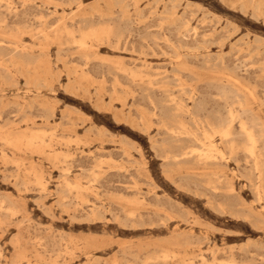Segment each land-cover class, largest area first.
Instances as JSON below:
<instances>
[{
	"label": "rangeland",
	"instance_id": "rangeland-1",
	"mask_svg": "<svg viewBox=\"0 0 264 264\" xmlns=\"http://www.w3.org/2000/svg\"><path fill=\"white\" fill-rule=\"evenodd\" d=\"M0 2V264H264L239 121L201 158L175 109L194 95L221 125L256 99L261 132L264 0Z\"/></svg>",
	"mask_w": 264,
	"mask_h": 264
},
{
	"label": "bare ground",
	"instance_id": "bare-ground-1",
	"mask_svg": "<svg viewBox=\"0 0 264 264\" xmlns=\"http://www.w3.org/2000/svg\"><path fill=\"white\" fill-rule=\"evenodd\" d=\"M10 1V0H9ZM2 2V1H1ZM0 2V4H2ZM4 2V1H3ZM7 2V1H6ZM13 2V1H12ZM62 2H63V0H62ZM116 2V1H115ZM59 3V2H58ZM123 3V2H122ZM114 4V3H113ZM117 4H120V3H117ZM65 5V4H64ZM68 5V4H67ZM7 6V5H6ZM49 6V5H48ZM174 6V5H173ZM120 7H121V5H120ZM258 7V6H257ZM5 9V8H4ZM9 9H10V7H9ZM12 9V8H11ZM57 9V8H56ZM18 10V9H17ZM256 10V9H255ZM9 11H11V10H9ZM242 11V10H241ZM74 13V12H73ZM174 13H176V12H174ZM139 14V13H138ZM150 15V14H149ZM181 16V15H180ZM40 17V16H39ZM161 17V16H160ZM45 18V17H44ZM168 18V17H167ZM185 18V17H184ZM166 20V19H165ZM177 20H178V18H177ZM179 21V20H178ZM182 22H183V20H182ZM188 23V22H187ZM92 24V23H91ZM184 24V23H183ZM17 26V25H16ZM57 26V25H56ZM184 26H187V25H184ZM33 27V26H32ZM80 27V26H79ZM40 28V27H39ZM29 29H31V28H29ZM80 29V28H79ZM91 29V28H90ZM105 29V28H104ZM110 29H112V28H110ZM82 30V29H81ZM188 30V29H187ZM68 31V30H67ZM93 30H91L90 32H92ZM103 32H106V31H104V30H102ZM108 32H110V31H108ZM80 33V32H79ZM94 33V32H93ZM92 33V34H93ZM86 34V33H85ZM3 35V34H2ZM10 35V34H9ZM96 35H97V31H96ZM12 36V35H11ZM85 36V35H84ZM108 36H109V34H108ZM207 36V35H206ZM229 36V35H228ZM89 37V36H88ZM94 37V36H93ZM196 37V36H195ZM84 38H87V37H83V39L80 41V43H81V45L82 46H85L86 45V41H85V39ZM76 39V38H75ZM158 39V38H157ZM168 39V38H167ZM204 39V38H203ZM99 40V39H98ZM164 40V39H163ZM100 41V40H99ZM169 41V40H168ZM102 42V41H101ZM147 42V41H146ZM166 42V41H165ZM170 43V42H169ZM204 43V42H203ZM222 43V42H221ZM224 43V42H223ZM261 43V42H260ZM6 44V43H5ZM80 45V46H81ZM202 46V45H201ZM71 47H72V45H71ZM20 48V47H19ZM45 48V47H44ZM18 49V48H17ZM189 49H191V48H189ZM194 51V50H193ZM166 52V51H165ZM240 52V51H239ZM156 54V53H155ZM87 55V54H86ZM179 57V56H178ZM38 59V58H37ZM208 63H210V62H208ZM11 64V63H10ZM170 64V63H169ZM173 65V64H172ZM225 65V64H224ZM78 66V65H77ZM123 66H124V64H123ZM246 69V68H245ZM131 74H134V73H131ZM85 75V74H84ZM88 77V76H87ZM134 77V76H133ZM135 77H137L136 75H135ZM134 77V78H135ZM151 77V76H150ZM2 78V77H1ZM228 78V77H227ZM119 79L117 78V81H118ZM159 80V79H158ZM158 80H156V81H158ZM234 80V79H233ZM151 82V81H150ZM228 82L229 83H232V81L231 80H228ZM235 82H236V79H235ZM239 82V81H238ZM237 82V83H238ZM134 83V82H133ZM211 84H213V83H211ZM211 84H210V86H211ZM239 85L241 84L240 82L238 83ZM152 85V84H151ZM181 85V84H180ZM222 85V84H221ZM191 86V85H190ZM209 86V84H208V87H210ZM175 87H177V86H175ZM218 87V86H217ZM219 87H220V85H219ZM227 87V86H226ZM228 87H230V86H228ZM221 88H223L224 89V87H222L221 86ZM130 89V88H129ZM210 89V88H209ZM216 89V88H215ZM231 89H233V88H231ZM235 90V89H234ZM196 91V90H195ZM218 91V90H217ZM225 91V90H224ZM191 92V91H190ZM219 92H220V95L222 94L221 93V91L219 90ZM228 92V91H227ZM233 91H231V93H232ZM236 92V94L235 95H238L237 94V91H235ZM194 93V92H193ZM197 93H198V91H197ZM229 93H230V89H229ZM185 94V93H184ZM211 94V93H210ZM209 94V95H210ZM225 94V93H224ZM228 94V93H227ZM251 94H253L252 92H251ZM129 95V94H128ZM208 95V94H207ZM223 95V94H222ZM221 95V96H222ZM231 95V94H230ZM234 95V96H235ZM182 96V95H181ZM189 96V95H188ZM217 96V95H216ZM226 96V95H225ZM228 96V95H227ZM226 96V97H227ZM168 97V96H167ZM203 97V96H202ZM223 97V96H222ZM165 98V99H164ZM178 98V97H177ZM190 99H191V101H192V105H190V103H188V101H185V98H182V99H184V100H181L180 99V101L178 100V101H176V103H175V109L177 110V111H179V112H182L183 114H185L186 116H188V117H190V119H192V120H194V121H196V122H200L202 125H203V130H204V133H203V137H204V144L202 143V145H205L203 148L204 149H202V150H204V151H201V150H199V151H201L200 152V156L199 157H201V158H208V159H210V158H213V159H216V158H219V157H221L222 159L223 158H226L227 156H225V157H223L224 155H225V153H223L222 152V150H221V147L218 145V143H217V141H215L214 140V138L216 137V136H220V138H221V141L224 143V144H226V146H228L231 150H233L234 149V147H236V145H235V134H233V122L235 121V120H238L239 121V127H240V132L243 134V135H245V137L247 138V140L249 141V145H248V147L246 148L247 149V152L249 153V156L251 157V159H252V161H253V165H251L252 167H253V169H252V167H251V169H252V171L254 170V172H256V178L255 179H257V181L259 182V185H257L256 183V185H257V187H256V192H257V195H259V196H262L263 195V193H264V146H261V142H264V124H261V126H262V128H261V132H256V130L254 129V126L252 125V124H250L251 122H249L248 120H252V121H255V119H258V118H260V115H261V113H260V111H261V107H262V105H263V103L261 104V103H259L258 101H256V99H253V100H251V101H248V102H240L239 104H240V106H241V109H240V111L238 110V112L237 111H234V110H230L229 111V121L228 122H226L225 124H221V125H219V124H217V122L218 121H221V120H219V119H221L224 115H227V114H225L224 113V115L223 116H221V115H216V118L218 119V121L216 122V124H214V123H212V119L213 118H215V117H213V113H212V117L213 118H211V111H212V109L211 110H209V108H208V103H205L206 101H197V99L195 98V96L194 95H191L190 97H189ZM204 99H205V97H203ZM217 98V97H216ZM215 98V99H216ZM225 98V97H224ZM163 99H164V101L166 102V97H163ZM214 99V98H213ZM220 99H221V97H220ZM219 99V100H220ZM227 99H231V98H227ZM227 99H224V101L226 100L227 101ZM232 99H234V98H232ZM231 99V100H232ZM240 99V98H239ZM242 99V98H241ZM200 100V99H199ZM230 100V101H231ZM235 100V99H234ZM233 100V101H234ZM174 102H175V100H173ZM241 101V100H240ZM243 101V100H242ZM153 102V101H152ZM172 102V101H171ZM215 102V101H214ZM213 102V103H214ZM232 102V101H231ZM164 103V102H163ZM233 103V102H232ZM210 104V103H209ZM234 104V103H233ZM155 105V104H154ZM157 105V104H156ZM217 105V104H216ZM226 105H228V104H226ZM140 106V105H139ZM160 106V105H159ZM224 106V105H223ZM230 106V105H229ZM163 107V106H162ZM213 107H215V106H213ZM233 107V106H232ZM162 109V108H161ZM172 109V108H171ZM174 109V108H173ZM220 109H221V107H220ZM222 109H224V107L222 108ZM21 110V109H20ZM167 110V109H166ZM213 110H215V109H213ZM224 111V110H223ZM20 112V111H19ZM216 112V111H215ZM160 113H162V112H160ZM208 113V114H207ZM218 113H219V110H218ZM221 113V112H220ZM222 114V113H221ZM55 115V114H54ZM53 115V116H54ZM163 116H165V113H164V115ZM228 116V115H227ZM167 117V116H166ZM225 117V116H224ZM43 118V117H42ZM50 118V117H49ZM227 118L228 117H226V119L224 120V121H226L227 120ZM136 119V118H135ZM215 120V119H214ZM214 120H213V122H214ZM258 122V121H257ZM28 123V122H27ZM221 123H223V122H221ZM256 124V123H255ZM75 125V124H74ZM200 126V124L198 125V127ZM166 127V126H165ZM172 127V126H171ZM256 127V126H255ZM5 128V127H4ZM167 128V127H166ZM195 128V127H194ZM201 129V128H200ZM29 130H31V129H29ZM28 129L26 130V132L27 131H29ZM169 130L170 131H172V132H174V133H178V134H192L190 131H189V129L187 128V126H186V124H185V122H182V120H179V128H171L170 129V127H169ZM195 130V129H194ZM197 130V129H196ZM199 130V129H198ZM197 130V131H198ZM47 131V130H46ZM45 132V131H44ZM1 133V132H0ZM37 133H38V131H37ZM40 133V132H39ZM51 133V132H50ZM49 133V134H50ZM6 134V133H5ZM21 134H23V133H21ZM20 134V135H21ZM197 134H199L198 132H197ZM242 134L240 135V136H242ZM9 135V134H8ZM17 135V134H16ZM29 135V134H28ZM171 135V134H170ZM169 135V136H170ZM192 135H194V134H192ZM10 136H12V135H10ZM23 136V135H22ZM21 136V137H22ZM26 136V135H25ZM182 136H184V135H181V137ZM189 136V135H188ZM163 137V136H162ZM174 137V136H173ZM244 137V136H243ZM1 138H2V136H1ZM9 138V137H8ZM40 138V137H39ZM57 138V137H56ZM171 138V137H170ZM170 138H168V139H170ZM184 138H186V137H184ZM189 138V137H188ZM195 138H196V134H195ZM2 139H5V138H2ZM15 139V138H14ZM13 139V140H14ZM19 140H20V137L18 138ZM165 138H163V140H164ZM167 139V140H168ZM173 139V138H172ZM175 139L176 140H178L179 139V137H178V139L175 137ZM183 139V138H182ZM197 140H198V138H196ZM6 140V139H5ZM11 140V139H10ZM31 140V139H30ZM41 140V139H40ZM191 140V139H190ZM12 141V140H11ZM10 141V142H11ZM16 141H18V140H16ZM64 141V140H63ZM173 141V140H172ZM9 142V143H10ZM14 142V141H13ZM32 142V141H31ZM45 142V141H44ZM183 142V141H182ZM192 142V141H191ZM20 143V142H19ZM23 143V142H22ZM33 143V142H32ZM163 143H165V142H163ZM184 143V142H183ZM182 143V144H183ZM189 143V142H188ZM193 143H195V142H193ZM260 143V144H259ZM10 144H14V143H10ZM49 144V143H48ZM197 144V143H196ZM34 145V144H33ZM194 145V144H193ZM201 145V146H202ZM181 146H184V145H181ZM199 146V145H198ZM50 147V146H49ZM193 147V146H192ZM196 147H197V145H196ZM18 148V147H17ZM39 148V147H38ZM188 148H189V145H188ZM193 148H191V150H192ZM197 149V148H196ZM189 150V149H188ZM198 150V149H197ZM197 150H195V151H197ZM193 151V150H192ZM2 152V151H1ZM4 152V151H3ZM187 152V151H186ZM198 152V151H197ZM167 153H169V152H167ZM189 153H193V152H189ZM178 154V153H177ZM224 154V155H223ZM3 155V154H2ZM173 155H175L174 153H173ZM172 154H171V156H173ZM180 155V154H179ZM192 155V154H191ZM6 156V154H4V157ZM170 156V155H169ZM169 156H168V158H169ZM60 157V156H59ZM68 157V156H67ZM75 157V156H74ZM183 157V156H182ZM182 157H180V158H182ZM192 158V157H191ZM13 159V158H12ZM107 159V158H106ZM195 159V158H194ZM174 160H176V159H174ZM234 160V159H233ZM236 160H237V158H236ZM247 160V159H246ZM9 161V160H8ZM107 161V160H106ZM186 161H188V160H186ZM185 161V162H186ZM239 161V160H238ZM248 161H250V160H248ZM113 162H114V160H113ZM179 162V161H178ZM19 163H20V161H19ZM250 163V162H249ZM24 164V163H23ZM106 164V163H105ZM225 166V165H224ZM20 167V166H19ZM26 168V167H25ZM33 168V167H32ZM247 168V167H246ZM245 168V169H246ZM110 169V168H109ZM238 169V168H237ZM86 170V169H85ZM26 171H27V169H26ZM31 171V170H30ZM68 171V170H67ZM84 171V170H83ZM29 172V171H28ZM248 174H249V172H247ZM250 173H252V172H250ZM36 174V173H35ZM241 175V174H240ZM255 174H253V176H254ZM245 176H247V175H245ZM11 177V176H10ZM61 177V176H60ZM6 178V177H5ZM40 178H41V176H40ZM39 178V179H40ZM239 178V177H238ZM248 178V177H247ZM249 180V179H248ZM41 181V180H40ZM39 181V182H40ZM221 181V180H220ZM250 181H251V179H250ZM68 181L66 180V183H67ZM15 183V182H14ZM71 183V182H70ZM254 183V182H253ZM46 184V183H45ZM250 184H252V183H250ZM28 185V184H27ZM72 185V184H71ZM67 186V185H66ZM75 186V184L73 185V187ZM78 186V185H77ZM254 185H252V187H253ZM20 187V186H19ZM69 187H71V186H69ZM219 187V186H218ZM80 187H78V189H79ZM132 188V187H131ZM190 189V188H189ZM216 189H218V188H216ZM233 189V188H232ZM253 189H255V188H253ZM57 190V189H56ZM68 190V189H67ZM234 190V189H233ZM251 190V189H250ZM64 191H65V189H64ZM218 191V190H217ZM254 191V190H253ZM58 193V192H57ZM197 193V192H196ZM201 193V192H200ZM80 194V193H79ZM83 194V193H82ZM255 194V193H254ZM71 195V194H70ZM69 195V196H70ZM229 196V195H228ZM232 196H233V194H232ZM257 197V196H256ZM67 198V197H66ZM107 198V197H106ZM258 198V197H257ZM256 198V199H257ZM42 200V199H41ZM69 200V199H68ZM258 200V199H257ZM259 200H261L260 198H259ZM86 201V200H85ZM144 201V200H143ZM260 202H262V200L260 201ZM94 203V202H93ZM254 203V202H253ZM65 205V204H64ZM211 205V204H210ZM213 208V207H212ZM229 208H231V207H229ZM263 208H264V206H263ZM215 210V209H214ZM16 211V210H15ZM218 211V210H217ZM131 214V213H130ZM250 214V213H249ZM235 215V214H234ZM102 216V215H101ZM118 216V215H117ZM244 216V215H243ZM88 217V216H87ZM90 218V217H89ZM101 218V217H100ZM106 218V217H105ZM166 218V217H165ZM163 219V218H162ZM165 221V220H164ZM144 222V221H143ZM167 223V222H166ZM158 224V223H157ZM256 227V226H255ZM175 228V227H174ZM38 241V240H37ZM40 244V243H39ZM249 249V248H248ZM69 250V249H68ZM71 253V252H70ZM73 255V254H72ZM97 255V254H96ZM2 256V255H1ZM56 259V258H55ZM185 262V261H184ZM230 262V261H229ZM232 262V261H231ZM37 263V262H36ZM118 264V263H117Z\"/></svg>",
	"mask_w": 264,
	"mask_h": 264
}]
</instances>
